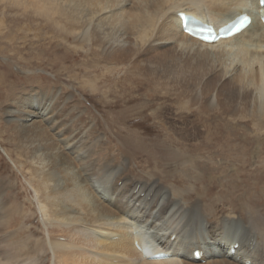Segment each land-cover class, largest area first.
Wrapping results in <instances>:
<instances>
[{"label": "rangeland", "instance_id": "rangeland-1", "mask_svg": "<svg viewBox=\"0 0 264 264\" xmlns=\"http://www.w3.org/2000/svg\"><path fill=\"white\" fill-rule=\"evenodd\" d=\"M30 2L24 1L26 4ZM36 2V5L32 2L27 10L23 5L15 10L11 8L13 6H9V1L0 0V214L5 208L11 209L15 222L13 227L8 225L7 229L22 239V249L29 239H32L31 251L38 247L40 241L46 242L40 255L41 260L38 257L26 264H62L63 254L53 245L55 242L69 243L73 238L71 230L76 227V224H67L63 219H59L53 212L55 207L53 198H49V187L54 186V183L42 180L46 176L45 173L55 170L52 163L43 156L47 150L33 152L31 148L36 147L33 145L36 141L23 142L21 139L19 129L31 125L29 123L34 119L23 123L12 122L8 117L11 111L18 110L21 102L32 96H38L41 99L40 104L45 99L49 111L55 114L52 124L60 126V130L53 128L50 122L37 117V121L51 138L48 143L56 147L57 151H62L72 162V167L71 164L67 166L71 167L68 170L69 175L65 173L66 167L59 162L56 167L60 170H55L57 174L54 172L52 177L56 174V178L61 181L64 173V177L68 179L69 176L76 178L79 173L80 177L84 174L90 182L91 190L96 189L94 192L103 197L102 199L109 194L106 189L113 190L117 186L118 176L126 175L124 178L137 182L140 188L147 189L158 178H165V172H170L171 180L169 186L166 183V188L174 192L185 182V193L193 189L199 190L203 184H209L210 177H207L211 171L219 175V170H227V174L222 177L224 184H245L247 179L252 182L253 177L259 176L258 169L264 167V123L253 121L249 116L252 113L264 116V87L261 86L248 95L241 91V94L229 97L232 81H218L217 74H210L205 65L200 67L189 60H179L177 57L174 60H160L157 54L148 51L147 47L146 54L142 53L140 57L127 60L128 56H113L109 61L107 52H111L112 48L118 45L124 48L123 32L117 34L110 31L106 37L103 36L108 41L114 38L111 47L103 37L96 36L94 28L87 36L77 40L75 31L85 34L90 23L89 20L86 21L89 18L88 13L84 12L85 19L76 0ZM53 11H62L66 17ZM144 26L146 30L143 34L153 36V30L145 24ZM137 36L135 33L131 38ZM164 50L159 49L158 53ZM226 66L228 67L227 64ZM251 82L261 84L255 73ZM98 84L100 89L94 91ZM24 110L33 111L30 106ZM20 115L18 113L14 117L20 118ZM213 122L219 125L217 128L213 127L218 129L216 134L222 132L226 126L233 125V128L229 127L232 130L231 139L211 140L212 132H209L203 123L213 126ZM67 135L75 137L71 144L66 141ZM37 142L42 143L41 140ZM181 147H185L188 157L194 156V161L198 162L196 167L192 165L191 160L184 159ZM197 147H200L201 151H198ZM216 154H237L249 157L251 162L243 166L240 162L228 163L218 160L217 164L212 159ZM175 155L181 160H176ZM82 159L84 162L90 160L86 166L87 170L83 168ZM200 161L204 163L202 167ZM241 170L246 175L245 179ZM83 171H89L91 178L89 173ZM157 172L164 176L158 175ZM251 172L253 174H250ZM114 176L116 177L113 179ZM119 184L121 186L123 182ZM164 195L161 204L167 200ZM124 201L128 202L127 205L129 204L133 211L146 209V204L139 203V200L133 197H126ZM68 205H73L74 209L78 207L75 210H83L79 202ZM212 210L209 209L207 214ZM174 211V208H171L165 219L156 221L155 224L169 225L166 232L177 236L182 230L179 227L181 219L180 215L175 217ZM124 220L129 226L131 223L138 224L131 218L125 217ZM151 221L148 226L142 224V229L135 230V233L153 231ZM206 225L207 222L202 229L199 224L208 241L211 231L207 226L208 230L205 232ZM97 226L106 229L110 227L106 221ZM229 227L241 236L243 226L234 224ZM94 231L98 232L100 229H93V235L98 236ZM154 242L157 246L161 243L159 240ZM28 244L30 245V242ZM200 247L204 249L205 246L200 244ZM209 253L218 255L220 259L224 256L222 249L215 248L212 252L209 250ZM229 260L239 263L237 259ZM207 261L208 259L197 264H209Z\"/></svg>", "mask_w": 264, "mask_h": 264}, {"label": "bare ground", "instance_id": "bare-ground-1", "mask_svg": "<svg viewBox=\"0 0 264 264\" xmlns=\"http://www.w3.org/2000/svg\"><path fill=\"white\" fill-rule=\"evenodd\" d=\"M4 1H9V6H13L11 8L15 10L20 8L21 5L27 10L29 5H32V2L35 5L38 3L36 2L37 0H30L31 2L28 4L24 3V1L27 0ZM76 1L79 8L82 9L81 12L83 15L84 12L88 13V19H86L85 15L84 16L86 21L89 20L90 23L89 25L87 22L89 26L85 34L75 31L77 40L82 39L85 35L87 36L93 28L95 34H97L96 36L100 38L103 36L106 37L107 33L110 31L117 34L121 32L124 33V35L122 33L124 36L123 41H125L123 42L124 44H122L124 48L118 45L114 46L111 52H107V59L110 58L109 61L113 59V56L121 58L125 56V58H127L128 56L127 60H129V58L140 57L142 53L146 54L147 47L149 48L148 51H153L154 54L156 53L157 58L160 60H163V58L174 60L176 57L179 60H189L198 64L200 67H204L205 65L210 74H217L218 81H222L223 79L229 80V82L232 81V83H230L231 89L229 97H232L234 94H241V91H245L248 95L255 92L257 88L259 89L261 86L264 87V25L261 21L264 9H261L259 0ZM69 3L71 2H68V4ZM78 5L76 4V7ZM69 6L70 5H68V7ZM71 7H73V5ZM55 12L58 14L59 11H53V13ZM59 13L63 14L62 17H66L62 11ZM179 13H186L191 17L201 19L204 23L218 24L220 26L226 25L238 16L247 13L253 18V22L247 30L232 39L214 44H205L184 33L182 22L178 17ZM86 21L84 20V22ZM144 24L153 30V36L143 34L146 30ZM83 25L85 24L83 23ZM132 33H136L138 36L132 39L131 36H134ZM113 39L108 41L107 38H104L105 42L110 47L113 43ZM106 48L104 51L105 53ZM159 49L165 50L158 53ZM122 60L123 59H121V61ZM127 60L125 61L127 62ZM119 62L117 61V63ZM172 62L173 61H170V63ZM225 67L227 69L224 70ZM254 73L261 84L251 82ZM99 89L100 87L98 84V88L93 90L98 91ZM40 102L41 99L38 96H32V98H28L21 102L20 105L18 104V110L11 111L8 117L12 122L18 121L23 123L33 118L34 121L29 123L31 125L23 126L19 129L22 141H30L31 143L36 141L33 143L36 147L31 148V150L33 152H35L34 150L38 152L47 150L43 156L52 163V167H54L56 171L60 170H57L56 167L60 162L63 164L64 168L66 167L65 169L63 168L66 175H69L68 170L72 167L70 158L62 154V151L59 149V151H57L56 147L48 143L51 138L40 125L41 123L37 121V117H40L41 119L43 118L45 122L47 121L52 124V119H54L55 115L49 111L45 99L41 104ZM29 106L33 111L24 110ZM18 113L21 114L19 116L20 118L14 117V115ZM259 115L258 113H252L249 119L253 121L259 120L260 124H262L264 123V116ZM203 124L207 126L209 132H212L210 133L212 136L211 140L219 141L231 139L230 134H232V130H230L229 127L233 128V125L226 126L222 132L216 134L215 132H217L218 129H213V127L217 128L219 125L214 122L213 126L206 125V123ZM16 125L17 124L14 126ZM52 127L55 128L56 125L52 124ZM56 129L60 130V126L58 125ZM222 137L223 139H221ZM65 138L69 143L75 139V137L68 135ZM39 140L42 141L41 144L37 142ZM33 145L32 147H34ZM184 148L185 147L180 148L182 149L181 153L185 157L184 159L191 160L192 165L196 167L198 162L194 161V156L188 157L189 155ZM197 148L198 151H201L200 147ZM217 156L212 157L211 155L212 159L215 161L214 163H217L218 160H222L228 163L240 162V165L243 164L244 166L251 162L248 159L249 157H242L237 154ZM197 157H199V155ZM41 158L42 157H40V159ZM175 158L176 160H181V158L176 155ZM88 160L84 162L82 159L83 168L85 167V170H87L86 166L89 164ZM212 161L210 162L212 163ZM202 163L203 162L199 163L201 167ZM70 164L71 167H67ZM260 164H262V162ZM151 165H153V162ZM256 168L258 169L260 167ZM261 168L262 169H258L260 170L258 173L259 176H252V182L251 179H247L248 182L245 184L243 182H229L228 184L226 182L224 184L222 177L227 174V170H219V175L211 171L207 177H210L209 184H203L199 190L193 189L187 193L184 192L186 189L185 182L183 186L174 192L166 188L171 180H169L170 172H165L164 175L167 176L157 172L158 175L164 176L168 180L159 176L160 178L153 182L147 189L140 188V184H137V182L124 178L126 175L118 176L116 181L117 186H115L113 190H105L110 196L108 193L106 196H104L105 194L102 195L104 199L108 197V200L99 197V194L97 195V193L94 192L96 189L93 191L91 190L90 182L85 178L84 174H82L84 178L80 177L79 173L78 177L71 178L69 176L68 179L64 177V173L63 180L60 181L56 178L57 173L55 170L50 173H45L46 176L42 178L43 182L48 181V183H54V186L49 187L51 191V196L49 195V198H53L52 203L54 205L53 207H55L53 212L59 219L66 221L67 224H76V227L71 230L73 238L72 240L69 239V243L55 242L53 246L63 254L62 264H115V262H117V264H132L133 262L134 264H197L194 256L198 251L204 253L202 260L208 259L207 262L209 264H264V167ZM54 172L56 174H54L53 178L52 174ZM85 172L89 173V178H91V173L89 171ZM85 172L83 171V173ZM240 172L242 173V170ZM250 174L253 173L251 172ZM245 176L246 175H244V179ZM115 177L116 176H114L113 179ZM241 179H243V177ZM57 180L59 181L57 182ZM121 181L123 184L120 186L119 183H121ZM212 182H214V184H212ZM40 183H42V181H40ZM163 183L167 184L164 186ZM142 189L144 190L140 192ZM164 193L166 195H164ZM163 195L167 200L165 203L161 204ZM205 195L208 196L205 197ZM126 197H133V199L139 200V203L146 204L147 210L145 208H142V210H140L141 208L138 210L135 208L136 211H133L132 207L130 209L129 204L127 205L128 199L126 201L127 203L124 201ZM72 202H79L83 210H80V208L79 210H75L78 207L74 209L73 205V207H70L68 203ZM200 204L202 205L200 206ZM171 208H174L176 211H174L175 217L180 215L179 219H181L179 227L182 230L180 229L181 232L178 233L177 236L173 233L166 232L169 225L158 226L155 224L165 219ZM156 209L158 210L155 213ZM209 209L213 210L207 214ZM81 211H84V213ZM139 215H142V217L140 218ZM125 217L135 220L138 224L131 223L130 226L129 224L127 225L126 220H124ZM10 220L12 222H10ZM105 221L109 223V228L106 229L97 226L99 223L104 224ZM150 221L153 231H146L147 233L139 231L140 233H135V230L142 229V224H147L148 226ZM13 222L15 221H13L11 209L5 208L3 213L0 214V264H26L31 260H36L38 257H40L41 260L40 255L45 249L46 242L40 241L38 247L31 251L30 246L32 245V239H29L25 242L26 246L24 249H22V245L20 244L22 239L12 234L10 229H7L8 225L13 227ZM205 222H207L206 227H204L206 230L205 232L208 230L207 226H209V230L211 231L209 233L210 240L208 239V241L206 238L207 236L205 237L202 232ZM182 224H184V226ZM199 224L202 226L201 230ZM234 224L243 226L241 236L237 231H233L232 227H229ZM96 227L100 229L98 232L94 231L98 236H95V234L93 235V229ZM104 236L106 238H103ZM173 236H175L174 242H172ZM155 240L157 242L158 240L161 241L158 245L159 247L156 244L154 245ZM28 242H30V245ZM200 244H204L206 247L203 249L200 247ZM235 245H239V249L235 255H233L230 251ZM215 248L217 250H223V258L220 259L218 255H211L209 253V250L212 252ZM155 250L168 252L172 258L153 260L148 257V255L151 256V254L156 252ZM229 259H237L239 263L232 262ZM201 262L202 261L198 263Z\"/></svg>", "mask_w": 264, "mask_h": 264}]
</instances>
